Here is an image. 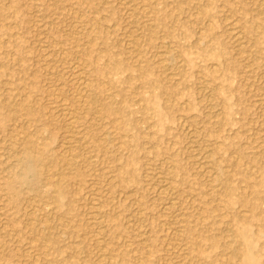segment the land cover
<instances>
[{"label": "rangeland", "instance_id": "obj_1", "mask_svg": "<svg viewBox=\"0 0 264 264\" xmlns=\"http://www.w3.org/2000/svg\"><path fill=\"white\" fill-rule=\"evenodd\" d=\"M261 1L0 0V161L12 167L11 150L19 153L22 139L40 137L51 146L40 138L35 146L55 168L41 183L25 174L21 204L0 200V264H264ZM231 24L245 37L242 48L229 33ZM161 52L172 60L164 63ZM73 70L84 71L83 78L76 80ZM14 103L18 110L11 113ZM65 112L88 140L77 144L80 165L69 174ZM204 146L216 171H203ZM159 179L167 194L157 192Z\"/></svg>", "mask_w": 264, "mask_h": 264}, {"label": "bare ground", "instance_id": "obj_2", "mask_svg": "<svg viewBox=\"0 0 264 264\" xmlns=\"http://www.w3.org/2000/svg\"><path fill=\"white\" fill-rule=\"evenodd\" d=\"M125 1V0H124ZM264 1V0H263ZM263 1H261V2H263ZM128 2H129V0H128ZM260 2V1H259ZM127 3V2H126ZM125 3V4H126ZM264 3V2H263ZM260 4H262V3H260ZM260 6V5H259ZM259 6H257V7H259ZM264 4H262V6H261V8H262V10L264 9ZM135 7V6H134ZM259 11V10H258ZM257 11V12H258ZM148 13V12H147ZM198 14V13H197ZM263 14V13H262ZM130 15V14H129ZM260 15V14H259ZM103 18V17H102ZM135 21V20H134ZM209 22V21H208ZM207 23V22H206ZM72 25V24H71ZM257 26V25H256ZM254 28V27H253ZM132 30V29H131ZM136 30V29H135ZM230 35H231V37L237 42V45H238V47L239 48H242V45H243V40H244V35H243V33L241 32V31H239V30H237V27L234 25V24H231L230 25ZM73 36V35H72ZM135 38H136V35H135ZM128 41V40H127ZM133 41V40H132ZM135 41V40H134ZM137 41V40H136ZM248 41V40H247ZM130 43H133V42H130ZM135 45H136V43H135ZM237 47V48H238ZM167 48V47H166ZM132 49V48H131ZM163 50H164V48H163ZM238 50H240V49H238ZM136 51V50H135ZM162 51V50H161ZM168 51V50H167ZM45 52V51H44ZM65 52V51H64ZM134 52V51H133ZM240 52V51H239ZM246 52V51H245ZM50 53V52H49ZM160 53V52H159ZM161 54H162V52H161ZM164 54V53H163ZM163 54H162V56H160L162 59L161 60H163V61H165L164 63H168V61H171L172 59L170 58V56H167V53L166 54H164L165 56L163 57ZM246 54H247V52H246ZM47 55V54H46ZM64 55V54H63ZM138 55V54H137ZM45 56V55H44ZM48 56V55H47ZM65 56H66V54H65ZM100 56V55H99ZM61 57V56H60ZM45 58V57H44ZM64 58V57H63ZM173 59H174V56H173ZM46 60V59H45ZM59 60V59H58ZM64 61H68V58H65V59H63ZM176 60H177V58H176ZM49 62V61H48ZM177 62H178V60H177ZM61 63H63V62H61ZM71 63V62H70ZM108 63V62H107ZM163 64V63H162ZM177 64H180L181 65V63H177ZM64 65V64H63ZM71 65H73L72 63H71ZM77 65V64H76ZM76 65H74L75 67H76ZM103 65V64H102ZM105 65V64H104ZM107 65V64H106ZM263 65V64H262ZM20 66V65H19ZM69 66H70V64H69ZM68 66V67H69ZM166 66V65H165ZM179 66V65H178ZM177 66V67H178ZM248 66V65H247ZM246 66V67H247ZM95 67H97V66H95ZM102 67V66H101ZM107 68L108 67H110V65L108 66H106ZM48 68V67H47ZM49 68H51V67H49ZM78 68V67H77ZM76 68V69H77ZM179 68V67H178ZM51 69H53V67L51 68ZM79 69H80V67H79ZM108 69H110V68H108ZM111 69H113L112 67H111ZM111 69H110V71H111ZM169 69H170V67H169ZM213 69V68H212ZM214 69H215V67H214ZM98 70V69H97ZM51 71V70H50ZM82 71V70H81ZM107 71V70H106ZM166 71H168V67H166ZM166 71H164V72H166ZM46 72V71H45ZM55 72V71H54ZM84 72V71H83ZM82 72V73H83ZM99 72H101V71H99ZM98 72V73H99ZM104 72V71H103ZM109 72V71H108ZM107 72V73H108ZM70 73V72H69ZM72 73H73V77L76 79V80H81L82 78H83V76H82V73L81 72H79V71H72ZM48 74H49V72H48ZM102 74V73H101ZM140 74V73H139ZM51 75V74H50ZM86 75V74H85ZM99 75V74H98ZM103 75H104V73H103ZM166 75H168V73H166ZM170 75V74H169ZM168 75V76H169ZM5 76H7V75H5ZM47 76V75H46ZM49 76V75H48ZM53 76V75H52ZM69 76V75H68ZM70 76H71V74H70ZM82 76V77H81ZM168 76H165V77H167V78H169ZM172 76V75H171ZM51 77V76H50ZM88 77V76H87ZM144 78V77H143ZM186 78V77H185ZM26 78H24L23 80H25ZM70 79H72V78H70ZM74 79V80H75ZM98 79V78H97ZM21 79H19V81H20ZM69 80V79H68ZM73 80V79H72ZM26 81V80H25ZM28 81H29V79H28ZM143 81V80H142ZM71 82V81H70ZM77 82V81H76ZM140 82V81H139ZM25 83V82H24ZM29 83V82H28ZM78 83V82H77ZM87 83V82H86ZM142 83H144V82H142ZM91 84V83H90ZM29 85V84H28ZM76 84H74V86H75ZM81 86V85H80ZM84 86H86L85 84H84ZM87 86H89L88 85V83H87ZM142 86H144V85H142ZM76 87V86H75ZM78 87V86H77ZM83 88V87H82ZM97 88H99V87H97ZM140 88V87H139ZM141 88H143V87H141ZM151 88V87H150ZM37 89V88H36ZM31 90H33L32 88H31ZM78 90V89H77ZM80 90V89H79ZM86 90V89H85ZM133 90H135V88H133ZM207 90V89H206ZM83 92V91H82ZM33 94V93H32ZM80 94V93H79ZM87 94V93H86ZM88 95V94H87ZM263 95V94H262ZM80 96V95H79ZM82 96V95H81ZM96 97H97V95H95ZM108 96V95H107ZM26 97H28V96H26ZM25 97V98H26ZM32 97V96H31ZM84 97V96H83ZM92 97V96H91ZM216 97V96H215ZM13 98V97H12ZM11 98V99H12ZM25 98H24V100H25ZM74 98H78L77 97V93H76V96L74 97ZM85 98V97H84ZM83 98V99H84ZM95 98V97H94ZM107 99H108V97H106ZM151 98V97H150ZM23 99V98H22ZM21 99V100H22ZM33 99V98H32ZM65 99V98H64ZM86 99V98H85ZM106 99V100H107ZM126 99V98H125ZM20 100V101H21ZM59 100V99H58ZM60 100H61V98H60ZM76 100H78V102H79V99H76ZM102 99H100V101H101ZM149 100V99H148ZM152 100V99H151ZM7 101V100H6ZM13 101H15V100H12V102ZM19 100H18V102H20ZM86 101V100H85ZM85 101H83V102H85ZM95 101H97V100H95ZM16 103H17V101H15ZM34 102V101H33ZM62 102H64V101H62ZM68 102V101H67ZM116 102V101H115ZM119 102V101H118ZM118 102H116V103H118ZM123 102H126V101H122V103ZM141 102V101H140ZM142 102H143V99H142ZM262 102V101H261ZM9 103V102H8ZM16 103H14V104H9V106L12 108V110H11V113H12V111L13 112H17V110H18V107H17V105H15ZM65 103V102H64ZM107 103V102H106ZM114 103V102H113ZM260 103V102H259ZM85 104H87V103H85ZM110 104V103H109ZM115 104V103H114ZM120 104V103H119ZM39 105V104H38ZM61 105V104H60ZM124 105V104H123ZM3 106H5V104L3 105ZM21 106V105H20ZM32 106H33V104L31 105V104H29V103H27L26 102V104H25V110L28 112V113H26V114H30V115H32L31 113V111H30V109L32 108ZM62 106V105H61ZM64 106V105H63ZM87 106H88V104H87ZM86 106V107H87ZM89 106L91 107V106H93V104L91 105V103L89 104ZM96 105H94V107H95ZM37 107V106H36ZM64 107H67V106H64ZM86 107H82V108H84V109H87ZM144 107V106H143ZM212 107V106H211ZM10 108V109H11ZM21 108V107H20ZM27 108V109H26ZM102 108L103 107H101V110H102ZM118 108V107H117ZM22 109V108H21ZM20 109V110H21ZM33 109V108H32ZM62 109V108H61ZM64 109V108H63ZM115 109H116V107H115ZM115 109H113L114 111H115ZM118 109H121V107H119ZM144 109V108H143ZM19 110V111H20ZM35 110H37L36 108H35ZM51 110H53V108H51ZM65 110V109H64ZM67 110V109H66ZM88 110V109H87ZM96 110V109H95ZM5 111V110H4ZM50 111V110H49ZM113 111V112H114ZM8 112V111H7ZM39 112V111H38ZM63 111L61 110V113H62ZM71 112V111H70ZM89 112V111H88ZM94 112V111H93ZM101 112V111H100ZM104 112V111H103ZM120 112V111H119ZM4 113V112H3ZM10 112H8L7 113V115L9 114ZM20 113V112H19ZM22 113V112H21ZM40 113V112H39ZM115 113V112H114ZM5 114V113H4ZM38 114V113H37ZM53 114V113H52ZM64 114H66V112L64 113ZM70 114V113H69ZM113 114V113H112ZM10 115V114H9ZM34 115V114H33ZM39 115V114H38ZM41 115V114H40ZM72 115V114H71ZM76 115V114H75ZM74 114H73V116H75ZM80 115V114H79ZM90 115H92V113L90 114ZM99 115V114H98ZM109 115V114H108ZM66 116H68V118H70L69 117V115L68 114H66ZM102 116V115H101ZM113 116V115H112ZM119 116V115H118ZM120 116H122V115H120ZM2 116L0 115V118H1ZM6 118H9V117H7V116H5ZM12 117H14V116H12ZM11 117V118H12ZM22 117V116H21ZM81 117V116H80ZM97 117V116H96ZM96 117H95V119H96ZM117 117V116H116ZM18 118V117H17ZM76 118V117H75ZM113 118H115V117H113ZM216 118V117H215ZM21 119H23V118H21ZM25 119V118H24ZM29 118H27L26 120H28ZM56 119V118H55ZM67 119V118H66ZM98 119V118H97ZM9 120H11V119H9ZM29 120H31V119H29ZM34 120V119H33ZM99 120V119H98ZM104 120V119H103ZM4 121V120H3ZM8 121V120H7ZM6 121V122H7ZM16 121V120H15ZM38 121V120H37ZM75 120H74V117L73 118H70L69 120H68V122H67V125H66V131L64 132V141H65V143H66V146H67V148H66V151H64L65 152V156L63 157V160L66 162V167H67V169H68V174L69 173H71V172H73V171H75L76 169H78L79 167V165L80 164H78V160H79V158H80V151H79V149L81 148H79L78 147V145L77 144H79L82 140H83V138H85V137H87V136H83V132H84V130L82 131V132H80L79 130H78V128H77V126H76V124H75V122H74ZM88 121V124H89V120H87ZM133 121V120H132ZM10 122V121H9ZM14 122V121H13ZM12 122V123H13ZM20 122V121H19ZM27 122V121H26ZM25 122V123H26ZM31 122H32V120H31ZM41 122V121H40ZM101 122V121H100ZM113 122V121H112ZM0 123H3L2 121L0 122ZM22 124L24 123V122H21ZM34 123H36V122H34ZM39 123V122H38ZM115 123V122H114ZM26 124H28V123H26ZM25 124V125H26ZM41 124V123H40ZM80 124V123H79ZM91 124V123H90ZM93 124V123H92ZM95 124V123H94ZM185 124V123H184ZM11 125H13V124H11ZM121 125H122V123H121ZM136 125V124H135ZM183 125V124H182ZM22 126H24V125H22ZM27 126V125H26ZM115 126V125H114ZM15 127V126H14ZM18 127V126H17ZM21 127V126H20ZM19 127V128H20ZM35 127V126H34ZM41 127V125L39 126V128ZM80 127V126H79ZM117 127V126H116ZM2 128V127H1ZM16 128V127H15ZM22 128H24V127H22ZM37 128V127H36ZM43 128H44V126H43ZM122 128V127H121ZM14 129V128H13ZM25 129V128H24ZM23 129V131H25ZM28 129V128H27ZM117 129V128H116ZM186 129V128H185ZM9 130H11V129H9ZM15 130V129H14ZM42 130V129H41ZM63 130V129H62ZM65 130V129H64ZM6 131H8V130H6ZM43 131V130H42ZM119 131V130H118ZM22 132V131H21ZM21 132H18V133H20L19 135H22L21 134ZM36 132V131H35ZM44 132V131H43ZM46 132V131H45ZM63 132V131H62ZM128 132V131H127ZM195 132V131H194ZM193 132V133H194ZM11 133V132H10ZM9 133V134H10ZM14 133V132H13ZM42 133V132H41ZM113 133V132H112ZM25 134H26V132H25ZM25 134H23V135H25ZM33 134H34V132H33ZM33 134L31 135V133H30V135L31 136H33ZM47 134V133H46ZM49 134H51V133H49ZM84 134L86 135V133L84 132ZM103 134V133H102ZM119 134H122V133H120L119 132ZM141 134V133H140ZM8 135V134H7ZM40 135V134H39ZM43 134H41L40 136H42ZM60 135H62V134H60ZM106 135V134H105ZM118 135V134H117ZM14 136V135H13ZM27 136H29V134L27 135ZM37 136V135H36ZM35 136V137H36ZM47 137H49L48 136V134L46 135ZM194 136V135H193ZM17 137V136H16ZM15 137V138H16ZM20 137V136H19ZM34 137V138H35ZM45 137V136H44ZM44 137H42V138H44ZM63 137V136H62ZM103 137V136H102ZM113 137V136H112ZM116 137V136H115ZM122 137V136H121ZM191 137V136H190ZM21 138V137H20ZM22 138H26V136L25 137H23L22 136ZM40 137H38V139H39ZM106 138H107V136H106ZM106 138H105V142L106 143H108L109 141H107L106 140ZM19 139V138H18ZM17 139V140H18ZM29 139H30V137H29ZM37 138H36V141L38 140ZM41 139V138H40ZM39 139V141H41V140H43V139H41L40 140ZM86 139V138H85ZM104 139V138H103ZM108 139H110L109 138V136H108ZM112 139H114V137L112 138ZM117 139V138H116ZM193 139V138H192ZM197 139V138H196ZM24 142L22 143V144H20V145H22L23 146V148H22V150H21V152H17V151H15V150H11V152H10V154H11V156L10 157H12V159H13V161H12V163H13V166L11 167V166H8V167H6L5 165H2V162L0 161V165H2V166H5L4 168H3V170H1L0 172H2V174L3 175H1V176H3V187L4 188H1V189H5V191H6V193H5V195L4 196H1L0 197V200H2V201H5V203L7 204V205H10V206H16V205H18L19 203L21 204V202L23 201V199L24 198H26V195H25V197L23 198V190H22V188L23 187H20V186H22V185H24L25 186V181H24V179L26 178H24V176H25V174H27V173H30V174H32L36 179H38V181H39V183H41L42 182V180H45L44 179V175L48 172V170H50V169H55V168H51L49 165H47V163L46 164H44V160H43V156H44V149L42 148L41 149V147H40V149H38L36 146H35V139H34V141L35 142H33V141H31V140H28V139H22ZM21 140V141H22ZM48 140V139H47ZM47 140H43L42 142H46ZM87 140V139H86ZM1 141V140H0ZM11 141H12V139H11ZM20 141V142H21ZM85 141V140H84ZM83 141V142H84ZM103 141V140H102ZM111 141V140H110ZM114 141H116L115 139H114ZM194 141V140H193ZM12 142H14V141H12ZM19 142V143H20ZM87 142H88V140H87ZM101 142V141H100ZM205 142V141H204ZM16 143V142H15ZM39 143V142H38ZM38 143H37V146H38ZM41 143V142H40ZM47 143V142H46ZM111 143V142H110ZM43 144V143H42ZM48 144V143H47ZM62 144V143H61ZM45 146H46V144H44ZM48 145H50V144H48ZM107 145V144H106ZM218 145V144H217ZM41 146V145H40ZM51 146V145H50ZM79 146H81V145H79ZM212 146V145H211ZM39 147V146H38ZM64 147V146H63ZM100 147V146H99ZM108 147H109V145H108ZM205 147V146H204ZM9 148H11V145H10V147ZM8 148V149H9ZM17 148H18V146H17ZM21 148V147H20ZM79 148V149H78ZM84 148V147H83ZM106 148V147H105ZM110 148V147H109ZM8 149H7V151H8ZM12 149V148H11ZM19 149V148H18ZM48 149H49V147H48ZM48 149H46V151L48 150ZM61 150H62V148H60ZM205 149H206V147H205ZM212 149V148H211ZM82 150V149H81ZM49 151V150H48ZM50 151H51V149H50ZM85 150H83L82 152H84ZM104 151V150H103ZM103 151H102V153H103ZM109 151V150H108ZM202 152H203V150H202ZM1 153V152H0ZM108 153V152H107ZM5 154H7V153H5ZM87 154V153H86ZM203 154V157H201L202 158V161H203V163H204V168H203V171H208V169L209 170H211V169H213V170H215V162H214V158H213V153H212V151H210V150H205L204 151V153H202ZM49 155H51L50 153H49ZM48 155V157H50ZM107 155V154H106ZM4 156V155H3ZM83 156H85V155H83ZM0 157H1V155H0ZM5 157V156H4ZM9 158V157H8ZM11 159V160H12ZM46 159V158H45ZM48 159V158H47ZM82 159V158H81ZM7 160V159H6ZM58 160V159H57ZM5 161V160H4ZM9 161V160H8ZM7 161V162H8ZM55 161V160H54ZM59 161V160H58ZM9 162H11V161H9ZM49 162L50 163H52L53 164V162H51L50 160H49ZM60 162V161H59ZM79 162H80V160H79ZM238 163H239V161H238ZM82 164V163H81ZM53 165H55L56 166V168H58L57 167V165L56 164H53ZM62 165V164H61ZM65 165V164H64ZM209 165V166H208ZM201 166V165H200ZM217 166V165H216ZM219 166V165H218ZM201 167H203V165L201 166ZM1 168V167H0ZM60 168H62V167H60ZM64 168H65V166H64ZM217 168V167H216ZM66 169V168H65ZM200 169V168H199ZM219 169V171H220V167L218 168ZM58 169H56V171H57ZM60 171H61V169H59ZM129 170V169H128ZM202 170V169H201ZM56 171H55V173H56ZM216 171V170H215ZM222 171V170H221ZM54 172V171H53ZM53 172H52V174H53ZM202 172V171H201ZM200 172V173H201ZM257 172V171H256ZM49 173V172H48ZM59 173V172H58ZM61 173H62V171H61ZM60 173V174H61ZM65 173V172H64ZM172 173V172H171ZM208 173V172H207ZM221 173V172H220ZM225 173V172H224ZM49 174H51V171H50V173ZM49 174H47L48 176H49ZM59 174V175H60ZM175 174V173H174ZM178 174V173H177ZM177 174H176V176H177ZM215 174V173H214ZM222 174H223V172H222ZM221 174V175H222ZM28 175V174H27ZM56 175V174H55ZM58 175V174H57ZM58 175V176H59ZM67 175V174H66ZM203 175V174H202ZM32 176V177H33ZM50 176H52V175H50ZM49 176V177H50ZM58 176H56V177H58ZM65 176V175H64ZM63 176V177H64ZM174 176V175H173ZM225 176V175H224ZM226 176H228V175H226ZM47 177V176H46ZM53 177V176H52ZM55 176H54V179L56 178ZM229 177H232V176H229ZM34 178V179H35ZM65 178H67V177H65ZM65 178H63L64 180H65ZM179 178V177H178ZM224 178V177H223ZM27 179V178H26ZM48 179V178H47ZM53 179V180H54ZM58 179V178H57ZM61 179H62V177H61ZM80 179V178H79ZM78 179V180H79ZM163 179V178H162ZM165 179V178H164ZM175 179H176V177H175ZM206 179V178H205ZM220 179V178H219ZM222 179V178H221ZM1 180V179H0ZM50 180V179H49ZM49 180L47 181V182H49ZM52 179H51V181H53ZM56 180V179H55ZM60 180V179H59ZM161 179H159V183H158V191L157 192H159V194H162V195H164V194H167V188L165 187V183H163V182H165V181H160ZM172 180H173V178H172ZM179 180V179H178ZM212 180V179H211ZM218 180V179H217ZM231 180V179H230ZM50 181V182H51ZM61 181V180H60ZM59 181V182H60ZM63 181V180H62ZM67 181V180H66ZM214 181V180H213ZM221 181V180H220ZM56 183H54L53 182V184H54V187L55 188H53V189H55V191H53V193L55 192V194H59L60 193V191H61V189H60V187L58 186V184H57V181H55ZM68 182H69V177H68ZM158 182V181H157ZM166 182H168V181H166ZM173 182V181H172ZM177 182V181H176ZM179 183H180V181H178ZM215 182H217L216 181V179H215ZM1 183H2V181H1ZM27 183H28V181H27ZM44 183H46L45 181H44ZM63 183H65V181H63ZM34 184V183H33ZM50 184H52V183H50ZM65 184H67V183H65ZM218 184H219V182H218ZM227 184V183H226ZM254 184V183H253ZM27 185V184H26ZM30 185V184H29ZM28 186V185H27ZM36 186H38V185H36ZM64 186V185H63ZM169 186V185H168ZM174 186V185H173ZM213 187L215 186L214 184L212 185ZM218 186V185H217ZM216 186V187H217ZM40 187V186H39ZM39 187H36V188H33L32 187V189H31V187H30V189L31 190H33L34 191V193H35V191L37 192H40L39 190H40V188ZM46 187H47V185H46ZM48 187H50V186H48ZM52 187H53V185H52ZM177 187V186H176ZM222 187V186H221ZM39 188V189H38ZM44 188H45V186H44ZM63 188V187H62ZM66 188V187H65ZM218 188H220V187H218ZM225 188V187H224ZM29 189V190H30ZM49 189V191H52L51 190V188H48ZM221 189V188H220ZM43 190V189H42ZM45 190V189H44ZM173 191H174V189H172ZM171 190V191H172ZM212 190H214L213 188H212ZM216 190V189H215ZM3 191V190H2ZM26 191V190H25ZM24 191V194L26 193ZM33 191H31V192H33ZM46 191H47V189H46ZM46 191H44L43 193H46ZM30 192V193H31ZM48 192V191H47ZM169 192V191H168ZM50 193V192H49ZM92 193H93V191H92ZM170 193V192H169ZM36 194V193H35ZM171 194H172V192H171ZM0 195H2V194H0ZM28 195V194H27ZM31 194H29L28 196H30ZM32 195H34V194H32ZM31 195V196H32ZM44 196L45 194H42V192L40 193V196ZM47 195L49 196V194L47 193ZM46 195V196H47ZM93 195V194H92ZM174 195V194H173ZM36 196V195H35ZM34 196V197H35ZM37 196H38V193H37ZM36 196V197H37ZM51 196V195H50ZM49 196V197H50ZM254 196V195H253ZM252 196V197H253ZM33 197V196H32ZM33 197V198H34ZM35 197V198H36ZM48 197V198H49ZM53 197H55V196H53ZM53 197H52V200H50V202L51 203H53ZM169 197V196H168ZM167 197V198H168ZM171 197H172V195H171ZM174 197V196H173ZM29 198V197H28ZM47 198V197H46ZM51 198V197H50ZM38 198H36V200H37ZM45 199V198H44ZM172 199V198H171ZM32 200V199H31ZM41 200V199H40ZM168 200V199H167ZM246 200V199H245ZM33 201V200H32ZM44 201V200H43ZM227 201V200H226ZM228 201H230L229 199H228ZM28 202V201H27ZM49 202V203H50ZM58 202V201H57ZM165 202H166V200H165ZM169 202V201H168ZM176 202V201H175ZM24 203V202H23ZM34 203V202H33ZM32 203V204H33ZM36 203V205H38V206H40L39 204H38V200H37V202H35ZM35 203H34V206H35ZM42 203H44L45 204V201L44 202H42ZM227 203V202H226ZM230 203V202H229ZM171 205L172 204H174L173 202H171L170 203ZM228 204V203H227ZM1 205H2V203H1ZM23 205V204H22ZM43 205V204H42ZM50 205H52V204H50ZM170 205V206H171ZM229 205V204H228ZM20 206V205H19ZM44 206V205H43ZM46 206V205H45ZM45 206L43 207V208H45ZM174 206V205H173ZM176 206V205H175ZM5 207V206H4ZM24 207V206H23ZM13 208V207H12ZM28 208V207H27ZM29 208H30V206H29ZM53 209L55 208V205H54V207H52ZM51 208V209H52ZM169 208V207H168ZM230 208V207H229ZM16 209V208H15ZM24 209V208H23ZM26 209V208H25ZM33 209H39V208H33ZM32 209V210H33ZM41 209V208H40ZM46 209V208H45ZM8 210V209H7ZM10 210V209H9ZM9 210H8V212H9ZM12 210V209H11ZM30 211H31V209H29ZM35 210V211H36ZM12 211H14V210H12ZM25 211H28L27 209L25 210ZM35 211H34V213H35ZM40 211V210H39ZM42 211V210H41ZM48 211V210H47ZM47 211L45 212V213H47ZM55 211V210H54ZM138 211V213H139V210H137ZM33 212V211H32ZM31 212V213H32ZM49 212H50V210H49ZM211 212V211H210ZM1 213V212H0ZM5 213V212H4ZM16 213V212H15ZM25 213H27V212H25ZM30 213V214H31ZM40 213V212H39ZM41 213H43V212H41ZM50 213H52V212H50ZM244 213V212H243ZM47 214H49V213H47ZM141 214V213H140ZM242 214V213H241ZM0 215H2V217H4V215L5 214H0ZM16 215H17V213H16ZM15 215V216H16ZM20 215V214H19ZM41 215L42 214H40V216H39V214H38V216L39 217H41ZM51 215V214H50ZM49 215V216H50ZM101 215V214H100ZM139 215V214H138ZM137 215V216H138ZM207 215H208V213H207ZM11 216V215H10ZM30 216H33L32 217V220L33 221H37L38 222V217L37 218H35V216H37V215H35V214H31ZM29 216V217H30ZM44 216H45V214H44ZM43 215H42V217H44ZM53 216V215H52ZM142 216V215H141ZM140 216V217H141ZM241 216V215H240ZM243 216V215H242ZM1 217V218H2ZM6 217V216H5ZM12 217H14L13 215L11 216V219H12ZM24 217V216H23ZM22 217V218H23ZM51 217V216H50ZM182 217V216H181ZM236 217V216H235ZM249 217V216H248ZM9 218V217H8ZM44 218H46L47 219V217H44ZM43 218V219H44ZM102 218V217H101ZM138 218V217H137ZM4 219V222H5V219H7V218H2V220ZM10 219V220H11ZM18 219V218H17ZM19 219H21V218H19ZM24 219V218H23ZM31 219V218H30ZM41 219V218H40ZM143 219V218H142ZM9 220V219H8ZM7 220V221H8ZM13 220H14V218H13ZM13 220L11 221V222H13ZM49 220V219H48ZM53 220V219H52ZM139 220H141V219H138V224L140 223L139 222ZM33 221H31V222H33ZM41 221V220H40ZM39 221V222H40ZM43 222H40L41 224L42 223H44V221H47V220H42ZM99 221H100V219H99ZM201 221V220H200ZM22 222H23V220H22ZM24 222H25V220H24ZM34 222V223H35ZM52 221H50L49 220V223H51ZM1 223V222H0ZM30 223V222H29ZM39 223V224H40ZM9 224H10V221H9ZM20 224H21V222H20ZM22 224H24V223H22ZM28 224V223H27ZM58 224V223H57ZM134 224H136V223H134ZM137 224V225H138ZM141 224H142V221H141ZM1 225V224H0ZM4 225V224H3ZM34 225H36V224H34ZM33 225V226H34ZM47 225V224H46ZM51 225H53V224H51ZM186 225H187V223H186ZM6 226V225H5ZM8 226V225H7ZM25 226H29V225H25ZM32 226V227H33ZM50 225H48V227H49ZM55 226V225H54ZM139 226V225H138ZM2 227V226H1ZM10 227V226H9ZM12 227H15V225L14 226H12ZM31 226H30V228H32ZM39 227H40V225H39ZM143 227V226H142ZM6 228V227H5ZM25 228V227H24ZM35 228H38V227H35ZM34 228V229H35ZM43 228V227H42ZM46 228V227H45ZM51 228V227H50ZM67 228V227H66ZM101 228V227H100ZM141 228V227H140ZM53 229V228H52ZM61 229V228H60ZM139 229V228H138ZM16 230H18V229H16ZM15 230V231H16ZM31 230V229H30ZM30 230H28V232L30 231ZM55 230V229H54ZM140 230V229H139ZM145 230V229H144ZM143 230V231H144ZM21 231H22V229H21ZM43 231H44V229H43ZM43 231H41V233L43 232ZM51 231V230H50ZM98 231V230H97ZM146 231H148V230H146ZM178 231V230H177ZM17 232H20V229H19V231H17ZM24 232V231H23ZM25 232H27V231H25ZM25 232L23 233V234H25ZM31 232H32V230H31ZM39 232V231H38ZM64 232V231H63ZM141 234H142V232L141 231H139ZM145 232V231H144ZM179 232V231H178ZM186 232V231H185ZM193 232V231H192ZM13 233V232H12ZM22 233V232H21ZM21 233H19V234H21ZM138 233V232H137ZM140 233H138V234H140ZM148 233V232H147ZM259 233V232H258ZM14 234V233H13ZM19 234H16V235H19ZM28 234H31V233H28ZM35 234V233H34ZM36 234H37V232H36ZM43 234V233H42ZM41 234V235H42ZM53 234H54V232H53ZM12 235V234H11ZM44 235V234H43ZM50 235V234H49ZM48 235V237L50 238V236ZM51 235H52V233H51ZM183 235H184V233H183ZM8 236H10V235H8ZM7 236V237H8ZM47 236V235H46ZM55 236V235H54ZM139 236V235H138ZM145 236H146V234H145ZM175 236V235H174ZM42 237V236H41ZM143 237V236H142ZM13 238V237H12ZM15 238H18V237H14V239ZM20 238L21 239H23L21 236H20ZM24 238H26V236L24 237ZM43 238V237H42ZM56 238V237H55ZM174 238V237H173ZM8 239V238H7ZM29 239H30V237H29ZM37 239V238H36ZM52 239V238H51ZM50 239V241H52ZM145 239V238H144ZM20 240V239H19ZM44 240H46V238H44ZM48 241H49V239H48ZM100 242L101 241H103V240H99ZM45 242V241H44ZM54 242H55V239H54ZM53 241H52V243H54ZM96 242V241H95ZM231 242V241H230ZM6 243H7V241H6ZM98 243V242H97ZM201 243V242H200ZM99 244V243H98ZM230 244V243H229ZM53 245V244H52ZM95 245V244H94ZM116 245V244H115ZM1 246H3V245H1ZM48 246V245H47ZM98 246V245H97ZM1 248V247H0ZM4 248V247H3ZM2 248V249H3ZM96 248V247H95ZM111 248V247H110ZM180 248V247H179ZM239 249V248H238ZM49 250H50V248H49ZM96 250H98V249H96ZM4 251V250H3ZM76 251V250H75ZM100 251V250H99ZM108 251V250H107ZM113 251V250H112ZM98 252V251H97ZM96 252V253H97ZM101 252V251H100ZM109 252H110V250H109ZM119 252V251H118ZM228 252V251H227ZM239 252V251H238ZM113 253V252H112ZM120 253H122V252H120ZM124 253V252H123ZM109 254V253H108ZM107 254V255H108ZM2 255V254H1ZM4 255V254H3ZM101 255V254H100ZM103 255V254H102ZM101 255V256H102ZM106 255V256H107ZM125 255V254H124ZM232 255V254H231ZM96 256H98V255H96ZM105 256V257H106ZM127 256V255H126ZM185 256H186V254H185ZM100 257V256H99ZM102 257H104V256H102ZM107 258L109 259V257L107 256ZM110 258H111V256H110ZM225 258V257H224ZM102 259H104V258H102ZM112 259V258H111ZM183 259V258H182ZM39 261V260H38ZM98 261V260H97ZM99 261H101V260H99ZM105 261H106V259H105ZM109 261V260H108ZM109 263V262H108ZM111 263H113V262H111L110 261V264ZM119 264H120V262H119Z\"/></svg>", "mask_w": 264, "mask_h": 264}]
</instances>
